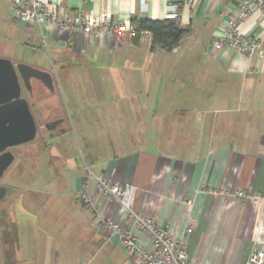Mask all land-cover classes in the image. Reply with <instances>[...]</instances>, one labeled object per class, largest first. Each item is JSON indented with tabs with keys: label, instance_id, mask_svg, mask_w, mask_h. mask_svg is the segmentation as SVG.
<instances>
[{
	"label": "crops",
	"instance_id": "0c3cea01",
	"mask_svg": "<svg viewBox=\"0 0 264 264\" xmlns=\"http://www.w3.org/2000/svg\"><path fill=\"white\" fill-rule=\"evenodd\" d=\"M40 1L73 15L105 14L125 32L86 35L56 24L39 27L15 20L10 0H0V60L51 73L55 97L35 83L39 104L61 105L70 130L54 138L46 169L68 164L76 175L74 197L87 188L93 203L92 209L76 204L69 214L56 199L65 188L59 177L51 180V201L39 200L35 188L20 199L21 184H0L10 190L0 203V264H130L124 246L100 225L104 218L127 226V216L96 191L86 170L77 175L72 162L77 167L78 158L65 148L72 134L80 135L82 161L95 175L135 188L138 215L154 219L174 239L192 227L189 264H250L264 245V61L213 48L215 34L239 15V7L219 0H148L144 7L140 0ZM172 6L179 9L180 27L191 30L179 47L151 50L149 33L135 46L131 20L170 19ZM262 25L253 12L239 30L247 36ZM37 140L31 143L40 146ZM10 152L15 160L4 175L18 163L26 179L32 171L22 161L26 155ZM236 191L248 198L236 201ZM13 195L19 196L9 203ZM48 208L58 209V216L47 217ZM132 234L150 247L141 232Z\"/></svg>",
	"mask_w": 264,
	"mask_h": 264
},
{
	"label": "built area",
	"instance_id": "2783aa9c",
	"mask_svg": "<svg viewBox=\"0 0 264 264\" xmlns=\"http://www.w3.org/2000/svg\"><path fill=\"white\" fill-rule=\"evenodd\" d=\"M140 1L143 7L147 5L148 0ZM219 1L237 5L240 13L226 22L222 33L215 34L213 48L221 51L230 47L244 54L249 61L256 58L264 61V25L247 36L241 35L239 30L240 24L253 12H257L264 23V0ZM10 3L15 20L34 23L39 27L56 24L58 27L80 31L86 35H122L125 32V27L113 26L105 14L94 16L78 12L73 15L61 7L46 6L40 0H10ZM169 16L170 19L178 20L179 9L172 6ZM87 173L89 178L95 181L96 191L103 198L117 202L127 216V226H121L111 219L104 218L101 219L100 225L124 246L130 264H189L185 250L187 239L193 232L192 227L185 230L181 239L172 238L167 228L159 226L154 219L141 217L134 211L135 188L133 186L114 184L107 176L95 175L88 168ZM233 196L236 201L248 198L244 191H236ZM253 199L257 201L256 198ZM80 201L84 207L93 208L87 188L82 193ZM133 230L141 232L150 243V247L140 245L138 239L132 234ZM250 264H264V245L253 253Z\"/></svg>",
	"mask_w": 264,
	"mask_h": 264
},
{
	"label": "water",
	"instance_id": "95a60500",
	"mask_svg": "<svg viewBox=\"0 0 264 264\" xmlns=\"http://www.w3.org/2000/svg\"><path fill=\"white\" fill-rule=\"evenodd\" d=\"M17 73L26 89L31 88V79H36L54 91L51 73L24 64L14 68L11 62L0 60V180L15 160L7 150L33 141L37 134L28 101L21 97ZM9 192L7 187H0V203L7 199Z\"/></svg>",
	"mask_w": 264,
	"mask_h": 264
},
{
	"label": "rangeland",
	"instance_id": "374dc122",
	"mask_svg": "<svg viewBox=\"0 0 264 264\" xmlns=\"http://www.w3.org/2000/svg\"><path fill=\"white\" fill-rule=\"evenodd\" d=\"M65 95V92H64ZM66 99H68V95H65ZM116 98V97H115ZM71 114H74L71 110V108L69 109ZM67 114V112H66ZM56 139L52 140L49 139V144L47 143V152L45 151V154H43L42 149L46 150V144L45 142H40V146H37L38 143L35 141L34 143L30 144H24V145H20L15 147L16 149L14 150V152L18 155L20 153L24 154V158H22L23 163L28 166V169L32 170L29 174H27V178L25 179L24 177L21 176V174L19 173V166L18 163H16L15 165H13V167L4 175L3 179L0 181V184H5V183H10L15 181L17 184H21L22 187H20L18 189V194H20L22 198L20 199H24V195H28L27 189L28 188H35L36 190H38L40 192V196H39V200H43V201H51L54 199V195L49 191L51 190V180L53 178H57L59 177L61 179V183L65 188H63V193L61 192V196L57 197L56 199H60L61 202H65L66 203V207H67V211L70 214H74L77 207L76 204L79 206V203L81 206L82 203L79 200L78 196L74 197V191H75V187H76V175H74V171L71 170H66L68 166L67 165H63L61 163V166H57L55 165L54 167H51V171L46 169V166L48 165L49 162L52 161V159L49 157V152L52 153L53 148L56 146ZM38 141V140H37ZM40 141V140H39ZM33 142V141H32ZM50 143H53L51 146ZM52 147V148H51ZM68 150V153L73 156V158H78L77 160V167H76V163L72 162V164L74 165L73 168H76L75 171L78 174H82V172H85V170L87 171V166L90 165L87 163V165H85V162L82 161V150L85 149L84 147V143L82 142V139L80 137L79 134H77V137L75 135H71L68 137V139L66 140V147ZM40 150V151H39ZM84 151V150H83ZM19 157H17L18 159ZM87 160V158H86ZM61 172H58L60 171ZM89 169V168H88ZM19 170V171H18ZM55 170V171H54ZM53 171L56 173H53ZM63 171H66L67 173H69V176L64 177L65 174H63ZM92 172H95V170H91ZM79 176V175H78ZM39 178L38 182H34L33 181L36 178ZM80 178V177H78ZM63 180V181H62ZM67 180V181H66ZM51 184V185H50ZM67 188V190H66ZM44 192V193H43ZM43 193V194H41ZM71 193V195H70ZM63 194V195H62ZM16 195V194H15ZM19 195H17L18 197ZM16 196H11L9 203H12L13 201L17 200ZM46 211V210H45ZM56 212H58V209H51L48 208L47 209V217H57L58 215L56 214ZM61 215V211L59 213ZM37 216H34V219H36V223L38 222V218H42V216H44L41 212L40 214H37ZM50 234H53L52 230L50 231Z\"/></svg>",
	"mask_w": 264,
	"mask_h": 264
},
{
	"label": "flooded vegetation",
	"instance_id": "af4514ba",
	"mask_svg": "<svg viewBox=\"0 0 264 264\" xmlns=\"http://www.w3.org/2000/svg\"><path fill=\"white\" fill-rule=\"evenodd\" d=\"M35 83L41 86L42 92L48 94L50 97L54 98L55 94L53 91H49L36 79H31V88L27 89L26 100L29 104L30 113L33 117L37 134L36 139L45 142L46 146L49 139H54L59 135L66 134L70 130L66 127L65 112L61 105H41L40 101L43 98L39 97L36 91ZM14 151L15 149H9ZM8 151V150H7Z\"/></svg>",
	"mask_w": 264,
	"mask_h": 264
},
{
	"label": "trees",
	"instance_id": "16d2710c",
	"mask_svg": "<svg viewBox=\"0 0 264 264\" xmlns=\"http://www.w3.org/2000/svg\"><path fill=\"white\" fill-rule=\"evenodd\" d=\"M131 26L133 29L132 42L135 46H139L143 34L149 33L152 37L151 50L159 48L165 52H172L178 48L181 42L191 34L189 28H181L177 20L173 19L157 21L133 18Z\"/></svg>",
	"mask_w": 264,
	"mask_h": 264
}]
</instances>
